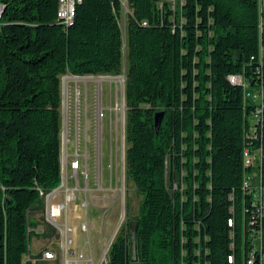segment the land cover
I'll use <instances>...</instances> for the list:
<instances>
[{"label": "trees", "instance_id": "1", "mask_svg": "<svg viewBox=\"0 0 264 264\" xmlns=\"http://www.w3.org/2000/svg\"><path fill=\"white\" fill-rule=\"evenodd\" d=\"M159 1L127 0L126 176L143 200L137 259L127 224L110 264H228L252 108L228 76L264 85L258 0ZM0 4V264H22L28 211L61 184V76L120 69L121 0H81L67 27L60 0Z\"/></svg>", "mask_w": 264, "mask_h": 264}, {"label": "built area", "instance_id": "2", "mask_svg": "<svg viewBox=\"0 0 264 264\" xmlns=\"http://www.w3.org/2000/svg\"><path fill=\"white\" fill-rule=\"evenodd\" d=\"M260 15V30L264 28V0H258ZM73 0H64L61 6L62 24L67 27V18L72 14ZM0 8L3 5L0 4ZM143 25H147L144 22ZM260 66L264 65V42L261 39L257 56ZM233 85H238L244 91V103L252 107L246 113L247 129L245 131V145L243 147V166L245 174V186H242L241 196V229H236V219L228 220L230 230V251L228 264H264V85L253 82L244 75L235 74L228 76ZM70 108L63 110V131H61V184L49 191H41L42 203L31 208L27 214V232L29 235L28 249L25 252L22 264H110V253L113 243L121 228L110 237L109 241L102 244L100 252L96 253L91 247L89 235L85 243H78L74 228L67 221H61L64 212H67L68 204L80 200V206L91 211L93 198L92 191L96 188L98 173L95 164L85 157L80 150L69 151L70 141L66 128V114ZM79 112V108H76ZM81 109V108H80ZM84 114L91 125L104 129L107 126L114 133L117 157L116 167L124 187L126 180V108H84ZM90 111V112H89ZM67 172L72 180L67 181ZM232 205L230 212L235 213L236 198L230 195ZM74 212V210H72ZM47 217L56 218V229L46 230ZM121 218V216H120ZM199 228V227H198ZM83 232H89L87 221L81 223ZM42 241L36 249L33 240ZM196 242H200L199 238ZM208 252V251H206ZM185 254V252H183ZM200 258L202 251L195 250ZM197 264H201L198 262Z\"/></svg>", "mask_w": 264, "mask_h": 264}, {"label": "rangeland", "instance_id": "3", "mask_svg": "<svg viewBox=\"0 0 264 264\" xmlns=\"http://www.w3.org/2000/svg\"><path fill=\"white\" fill-rule=\"evenodd\" d=\"M164 2H167L171 9H176L179 4H182V0H160L159 5L162 6ZM131 10L127 5V0H121V10L117 13L119 24L122 29L123 37V59L120 69L117 72L98 74L94 79H76L72 78L73 74L67 73L61 76V97L62 104L60 107L61 111V131H63V110L65 108H79L80 112L84 114L82 109L84 108H126V118H127V102H126V79L128 73V40H127V23L131 15ZM125 80V83H124ZM125 89V90H124ZM81 108V109H80ZM90 112V111H89ZM103 142H102V152L105 165L112 163L114 167L117 163V157L119 160V154L116 155V144L114 133L111 127L107 126V123L103 129ZM70 146V145H69ZM130 144L126 141L125 151L127 155V150ZM69 151L72 152L70 146ZM126 162V158H125ZM110 168L106 167L103 172L104 180L109 181ZM67 181L71 185L72 180L69 178V172H67ZM93 198V206H103L105 203H109L115 208L109 210V214L104 219H101L99 214L91 209V211L86 212L80 206V200H76L68 204L67 212H64L61 221H67L74 230L75 237L80 244L86 245L87 235H89L91 240V247L96 253L100 252L102 249V244L107 243L115 229L121 228V230L126 226L125 220L134 221L139 214L143 196L136 191L134 182L126 177L122 193V204L120 201L116 200L117 203L113 205L111 199L99 200L95 194H91ZM96 197V198H95ZM102 203V204H101ZM96 204V205H95ZM121 208V210L119 209ZM74 210V212H72ZM96 210V209H95ZM116 211V212H115ZM115 217H114V215ZM121 216V218H120ZM87 221L89 224V232L85 233L81 229V223ZM120 230V231H121ZM34 246H40L42 241L33 240Z\"/></svg>", "mask_w": 264, "mask_h": 264}, {"label": "flooded vegetation", "instance_id": "4", "mask_svg": "<svg viewBox=\"0 0 264 264\" xmlns=\"http://www.w3.org/2000/svg\"><path fill=\"white\" fill-rule=\"evenodd\" d=\"M66 128L72 150H80L84 153L85 157L92 161L96 166L98 181L96 188L92 191V194H95L97 199L102 201L106 198H108L109 201L111 199V203L113 205L117 203L116 200L120 201L122 204L123 186L119 177L118 169L115 166V174H113L114 167L112 163L105 165V161L103 159L102 142L104 139V131L99 127L91 125L89 120L80 114L76 108H70L67 112ZM106 167H109L111 172L109 181L104 180L103 178V172ZM112 208H115V206L105 203L104 207L98 205L94 206L92 209L98 214L100 211H103V213L99 215L101 216V219H104L109 214V210ZM119 209L121 210V208ZM109 215H111V213ZM131 222L132 221H128V219H126L125 225L127 226V224H129L130 227Z\"/></svg>", "mask_w": 264, "mask_h": 264}, {"label": "bare ground", "instance_id": "5", "mask_svg": "<svg viewBox=\"0 0 264 264\" xmlns=\"http://www.w3.org/2000/svg\"><path fill=\"white\" fill-rule=\"evenodd\" d=\"M81 0H73V4H72V14H70L69 18H67V24H69L75 15V8L77 3H80ZM63 2L64 0H60V8L58 11V18H61V6H63ZM1 13H2V8H0V17H1ZM72 78H76V79H94L98 76L95 75H86V76H71ZM125 83V80H124ZM125 90V89H124ZM56 229V218L55 217H47L46 220V230H55Z\"/></svg>", "mask_w": 264, "mask_h": 264}, {"label": "water", "instance_id": "6", "mask_svg": "<svg viewBox=\"0 0 264 264\" xmlns=\"http://www.w3.org/2000/svg\"><path fill=\"white\" fill-rule=\"evenodd\" d=\"M162 119H163V112H158L155 117L157 131L160 128ZM137 229H138V221L134 220L130 223V243L132 247L133 260L137 259V239H136Z\"/></svg>", "mask_w": 264, "mask_h": 264}, {"label": "crops", "instance_id": "7", "mask_svg": "<svg viewBox=\"0 0 264 264\" xmlns=\"http://www.w3.org/2000/svg\"><path fill=\"white\" fill-rule=\"evenodd\" d=\"M39 246H35V248L37 249Z\"/></svg>", "mask_w": 264, "mask_h": 264}]
</instances>
